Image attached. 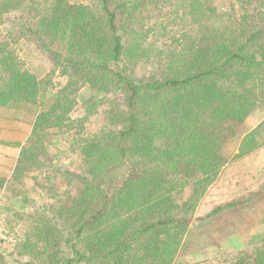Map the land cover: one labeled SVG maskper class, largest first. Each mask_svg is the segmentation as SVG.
<instances>
[{"label":"trees","instance_id":"1","mask_svg":"<svg viewBox=\"0 0 264 264\" xmlns=\"http://www.w3.org/2000/svg\"><path fill=\"white\" fill-rule=\"evenodd\" d=\"M39 1V29L30 30L63 42L65 51L55 50L40 37L62 71L73 77L58 92L43 93L41 80L23 67L8 40H2L0 107L38 105L35 136L39 120L47 126L60 124L71 109L75 98L66 93L75 77L94 93L87 107L100 105L111 92L122 93L125 107L118 109L116 129L84 146L87 175H78V193L58 209L69 255L59 256L54 249L58 245L50 238L56 237V227L51 223L27 231L20 246L34 247V238L40 240L45 233L38 254L50 255L54 249L53 264H173L180 232L193 221L189 214L225 164L228 142L243 133L242 124L258 102L264 103V77L259 78L264 74V27L229 30L228 13L217 12L212 1L180 0L182 13L199 27L197 34L186 31L176 43L160 49V66L152 65L148 77L138 78L130 68L155 48L146 47L137 28L122 17L127 6L135 10L141 2L155 0H95L97 10L72 0ZM23 4L0 0V11ZM48 95L54 97L51 104ZM58 109L64 112L54 116ZM261 133L264 122L244 133L237 156L254 150ZM112 166H121L124 174L108 183L105 176ZM190 181L191 192L177 202V192ZM237 204L218 206L208 216ZM171 234L175 237L168 238Z\"/></svg>","mask_w":264,"mask_h":264},{"label":"rangeland","instance_id":"2","mask_svg":"<svg viewBox=\"0 0 264 264\" xmlns=\"http://www.w3.org/2000/svg\"><path fill=\"white\" fill-rule=\"evenodd\" d=\"M38 1L24 0L19 9L0 11V41L8 40L23 67L41 80L43 93L52 94L61 90L73 76L62 71L61 64L54 61L40 37L45 38L55 50L65 51L63 42L59 38L52 40L43 31L38 32V36L30 30L39 29L37 20L43 6ZM72 1L98 9L95 0ZM156 1L141 2L135 10L127 6L122 17L125 23L129 21L137 28L146 47L155 48L150 51L149 58L136 62L130 68L138 78L148 77L152 65L160 66L163 56L160 49L176 43V38L186 31L196 35L199 29L188 14L182 13L184 2L178 0L177 5L175 0L173 3L171 0ZM210 1L217 12L228 13L229 30L246 27L252 31L256 26L264 27V0ZM176 5L181 8L177 9L178 12ZM244 13L246 17H243ZM126 25V28L130 26ZM69 71L73 72L72 69ZM263 77L264 74L259 75V78ZM74 79L73 86L68 87L66 93L68 97L75 98L71 109L62 117L60 124L47 126L46 122L39 120L35 136L33 129L38 105L0 107V264H26L29 260L53 264L55 250H59V256L69 255L68 236L61 229L58 209L78 193L82 182L78 175H87L84 146L101 133L108 134L116 129L120 118L118 109L125 107L121 92H111L105 97L101 95L104 100L100 105L87 107L86 103L94 93L80 77ZM47 97L51 104L54 97ZM262 102L259 101L245 118L243 133L228 142L225 164L219 168L214 180L201 194L198 205L189 214L193 221L180 232L173 264H264V230L259 231L264 225V134L257 136L258 146L254 150L237 156L243 134L264 122ZM62 112L64 110L58 109L53 114L58 116ZM117 114L116 119L113 118ZM54 116L53 120L56 119ZM80 118L82 122L78 120ZM123 174L121 166H112L105 177L108 183H113L118 182ZM191 183L184 186L182 193L177 192V202L189 195ZM230 202L238 204L208 216L218 206ZM46 223L56 227V237L50 238L58 245L55 250L50 249L53 253L38 254L44 246L45 233L40 240L34 238V247L20 246L27 231ZM172 236L175 237L171 234L168 238ZM251 239L252 243L248 245ZM76 264L96 263L83 261Z\"/></svg>","mask_w":264,"mask_h":264},{"label":"crops","instance_id":"3","mask_svg":"<svg viewBox=\"0 0 264 264\" xmlns=\"http://www.w3.org/2000/svg\"><path fill=\"white\" fill-rule=\"evenodd\" d=\"M261 230H264V225L261 226V229H260L259 231H261ZM251 243H252V239H251V241L248 243V245H250Z\"/></svg>","mask_w":264,"mask_h":264}]
</instances>
